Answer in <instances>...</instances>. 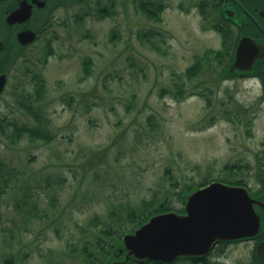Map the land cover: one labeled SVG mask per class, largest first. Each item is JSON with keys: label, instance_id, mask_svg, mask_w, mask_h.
Wrapping results in <instances>:
<instances>
[{"label": "rangeland", "instance_id": "rangeland-1", "mask_svg": "<svg viewBox=\"0 0 264 264\" xmlns=\"http://www.w3.org/2000/svg\"><path fill=\"white\" fill-rule=\"evenodd\" d=\"M152 1L114 0L100 18L95 0H48L28 22L37 38L23 48L27 86L40 71L46 89L31 100L38 121L19 102L23 56L7 64L0 155L17 171L0 200V264H86L82 250L96 232L143 198L185 206L184 184L252 176L264 113L250 129L219 95L214 64L186 74L218 36L180 0H164L160 19L149 17L141 4ZM38 125L48 138L10 135ZM242 250L218 246L208 264H240Z\"/></svg>", "mask_w": 264, "mask_h": 264}, {"label": "flooded vegetation", "instance_id": "flooded-vegetation-1", "mask_svg": "<svg viewBox=\"0 0 264 264\" xmlns=\"http://www.w3.org/2000/svg\"><path fill=\"white\" fill-rule=\"evenodd\" d=\"M180 2L193 8L189 13L197 16L205 27L210 24V29L217 34L218 47L202 55L200 66L210 67L214 64L213 75L218 83L219 95L227 104H233L237 114L246 116L247 124H252L250 129L253 130L260 113H264V0ZM152 4L155 19H160V13L167 3L164 0H153ZM27 27L16 24L17 32ZM207 60L212 62L206 63ZM256 163L250 170L252 176L247 179L239 176L237 179L220 181L245 187L249 191L254 199L255 211L261 219L259 228L247 236L217 241L201 258L200 263L208 264V256L218 246L224 248L241 244L243 250L239 258L241 260H238L240 264H264V149L256 156ZM116 263L124 264L121 260ZM125 264H134V261L131 259Z\"/></svg>", "mask_w": 264, "mask_h": 264}, {"label": "water", "instance_id": "water-1", "mask_svg": "<svg viewBox=\"0 0 264 264\" xmlns=\"http://www.w3.org/2000/svg\"><path fill=\"white\" fill-rule=\"evenodd\" d=\"M44 7L46 0H20L11 10L6 21L9 24L25 23L33 14V6ZM22 44L36 38L33 29H24L17 35ZM0 40V52L4 49ZM7 75H0V90H3ZM261 219L254 208V199L242 186L212 181L198 188L187 197L185 213L167 211L149 218L132 233L123 237L119 255L121 261L133 259L134 264L173 262L180 256L205 255L219 240H230L254 233ZM122 257V256H120Z\"/></svg>", "mask_w": 264, "mask_h": 264}, {"label": "trees", "instance_id": "trees-1", "mask_svg": "<svg viewBox=\"0 0 264 264\" xmlns=\"http://www.w3.org/2000/svg\"><path fill=\"white\" fill-rule=\"evenodd\" d=\"M64 1V0H61ZM82 1L87 2V0H77V2L81 3ZM98 3L97 15L98 17H104L111 15L113 12V3L114 0H95ZM109 4V5H108ZM111 4V5H110ZM17 6V0H0V30L4 32L6 35L0 37L3 39L6 45L5 50L0 54V73L7 71V64L11 61H17L20 57L23 56V61L20 63V69L25 68L23 70L22 77L26 76L29 73L30 66L28 65V61L30 60L25 54H23L25 46L21 45L17 39L11 34L14 29L13 25H10L6 21V16L9 10L13 9ZM143 11L149 17H155L153 13V4L150 2H143L142 4ZM1 33V32H0ZM3 35V34H2ZM16 42H15V41ZM17 43V44H16ZM16 44V45H15ZM52 52H49L51 54ZM200 58L197 57L195 61L189 65L185 73L187 75H191L198 70V66H200ZM32 76V75H31ZM27 82L29 80L22 78L21 87L19 91L20 95V105L22 108L26 109L29 112L34 113L37 117V120L41 117L40 110L35 109L32 103V98L38 100L45 92L46 82L44 80V76L40 71L35 72L33 75V82L35 84V88L33 90L29 89L27 86ZM38 108V107H37ZM39 121V120H38ZM15 136L13 138H19L21 134L28 131L31 132V135H41L43 138H48L46 133H41L44 130V126L38 125L34 129H28L26 126H15ZM16 168L10 166L0 155V200L7 193L10 185L14 182V178L16 176ZM210 181H204L195 186L184 184L182 189L179 190L178 196L179 201L182 203H186L188 195L196 190L197 188L208 184ZM30 202L27 201L25 203ZM177 211L180 213L185 212V206L176 205L171 203L169 198L167 199H157L155 197L151 199L143 198L142 202L138 207H131L126 213L125 219L121 220L119 224L110 225L105 229L99 230L95 234V241L92 249L84 248L82 250V254L84 256V263L86 264H115L117 259L122 255H119L117 252V248L122 246L123 236L127 233L134 232L137 228H139L143 223L149 220L152 216L167 212V211ZM180 259L189 260L192 264H198L201 258H186L180 257ZM177 260V261H178ZM117 264V263H116Z\"/></svg>", "mask_w": 264, "mask_h": 264}]
</instances>
